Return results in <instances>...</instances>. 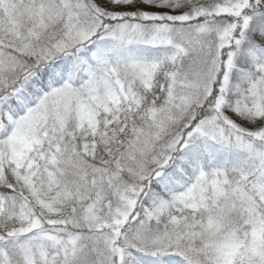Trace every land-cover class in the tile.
<instances>
[{
	"label": "snow or ice",
	"instance_id": "snow-or-ice-1",
	"mask_svg": "<svg viewBox=\"0 0 264 264\" xmlns=\"http://www.w3.org/2000/svg\"><path fill=\"white\" fill-rule=\"evenodd\" d=\"M0 264H264V0H0Z\"/></svg>",
	"mask_w": 264,
	"mask_h": 264
}]
</instances>
